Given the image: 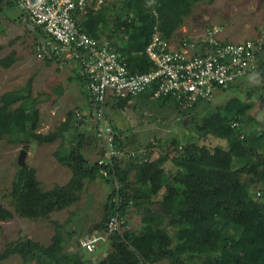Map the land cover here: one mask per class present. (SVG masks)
<instances>
[{
	"label": "trees",
	"instance_id": "1",
	"mask_svg": "<svg viewBox=\"0 0 264 264\" xmlns=\"http://www.w3.org/2000/svg\"><path fill=\"white\" fill-rule=\"evenodd\" d=\"M4 1L0 0V4ZM9 1L10 7L17 3V0ZM198 1L124 0L118 6L108 3L96 12L88 11L80 24L92 37L112 40L128 58L132 72L147 71L151 64L143 51L153 33L159 31L163 38H172ZM31 26L29 32L36 43L40 39L48 40L41 27ZM11 63L4 61L3 65L8 68ZM257 71V82H253L244 98L234 99L228 109L209 113L197 124L198 132L214 137L222 143L221 148L200 146L187 155L175 148L174 172L165 171L163 158L149 161L141 157L116 165L114 170L121 184L119 195L123 203L116 208L111 191L96 230H106L108 220L116 212L128 220L130 212L136 210L142 214L143 235L132 230L112 234L107 253L97 264H264V131L246 130L255 122L249 114L252 89L258 84L264 90V56L259 60ZM262 99L263 96L258 97L259 101ZM158 100L181 107L170 98ZM129 101L119 100L111 106L125 107ZM18 102L19 106L13 108ZM37 115L20 90L3 94L0 139L7 137L10 143L25 146L32 141L52 142V136L35 133ZM72 116L73 113L67 115L63 130L69 128ZM238 117L241 118L238 126L232 128L231 122ZM116 146L127 149L118 139ZM56 159L70 167L69 182L44 190L33 168L18 165L9 192L12 210L0 203V222L10 221L15 215L33 221L48 219L52 213L73 204L81 182L94 181L102 170L95 163L85 165L79 143L65 158L56 156ZM227 175L231 188L227 185ZM128 201L132 203L131 208ZM169 230L180 231L177 236L180 248L173 246ZM68 241L57 234L52 245L45 247L21 238L4 246L0 262L17 254L21 264H92L65 252Z\"/></svg>",
	"mask_w": 264,
	"mask_h": 264
},
{
	"label": "rangeland",
	"instance_id": "2",
	"mask_svg": "<svg viewBox=\"0 0 264 264\" xmlns=\"http://www.w3.org/2000/svg\"><path fill=\"white\" fill-rule=\"evenodd\" d=\"M18 10L16 3L10 9H0V106L3 94L20 90L26 103L38 112L35 133L50 135L53 140L49 143L32 141L25 146L10 143L7 137L0 139V203L10 211L9 192L19 168L17 160L21 150H26L24 165L35 170V177L44 190L63 186L72 178L70 167L58 162L56 156L65 158L77 143L85 165H93L99 156L93 127L84 126H92L93 120L87 84L81 77L79 66L60 60L47 61L45 57L37 58L34 53L36 42L29 32V26L20 19ZM213 27L220 29L221 38L228 42H240L256 36L264 31V0H199L191 7L183 26L173 38L201 36ZM4 61L12 63L5 68ZM253 82H257L255 76L244 77L215 93L209 101L198 102L193 109L177 108L173 103L163 104L149 93H143L132 98L125 107L108 106L105 115L120 137L119 140L125 143V151H144L138 158L149 161L163 158L165 171L174 172L175 148L187 155L200 146L209 149L222 147V143L214 137L199 133L197 124L209 113L228 109L234 99L244 98ZM252 90L254 94L249 100L252 104L249 114L255 122L249 124L246 130L263 132L264 101H259L258 97H264V90L258 84ZM19 104L15 103L13 108ZM77 112L80 114L79 120L74 116ZM69 113H73L70 126L63 130L62 124ZM227 185L231 188L229 175ZM250 192L253 194L254 191ZM110 193V185L101 176L94 181L85 179L81 182V189L76 192L75 202L62 211L52 213L48 219L33 221L15 215L10 221L0 222V251L6 244L21 238L47 247L59 234L62 239L69 240L65 252L97 264L105 257L107 244L95 253L88 254L79 248L78 240L99 232L96 226L101 223ZM141 215L132 210L128 217V230L139 235H143ZM179 232L169 230L175 248H180L177 238ZM0 264H21V258L15 254Z\"/></svg>",
	"mask_w": 264,
	"mask_h": 264
},
{
	"label": "built area",
	"instance_id": "3",
	"mask_svg": "<svg viewBox=\"0 0 264 264\" xmlns=\"http://www.w3.org/2000/svg\"><path fill=\"white\" fill-rule=\"evenodd\" d=\"M122 1L17 0L16 3L28 22L41 27L48 37L46 42L40 39L36 43L37 58L75 63L81 70L99 145L95 164L102 168L101 178L110 182L116 208L123 201L114 169L122 160H134L144 151H125L116 146L120 137L106 118L105 109L119 100H131L143 93H149L154 99L170 98L183 108H192L244 77H256L259 60L264 54V31L240 42L225 41L216 27L208 28L201 36L170 39L155 31L143 51L150 68L132 72L128 58L112 40L94 38L80 24L88 11L96 12L108 3L118 6ZM74 116L79 120L78 112ZM240 119L233 120L231 127H237ZM131 204L127 202L128 206ZM129 227L128 220L116 212L108 220L106 230L81 237L78 246L93 254L108 243L112 234H120Z\"/></svg>",
	"mask_w": 264,
	"mask_h": 264
},
{
	"label": "crops",
	"instance_id": "4",
	"mask_svg": "<svg viewBox=\"0 0 264 264\" xmlns=\"http://www.w3.org/2000/svg\"><path fill=\"white\" fill-rule=\"evenodd\" d=\"M8 2H10L9 0H6V1H4L2 4H0V9L2 10L3 8H5L6 10L7 9H10L11 7L8 5ZM19 11V10H18ZM19 15L21 16V20L24 22V23H26L27 24V26H29V28H30V30L32 29V26L31 25H29L28 24V20H27V17L23 14V13H21L20 11H19ZM22 22V23H23ZM52 59V58H51ZM52 61H57V59H52ZM67 64H69L68 62H67ZM83 123V122H82ZM85 124V123H84ZM83 124V125H84ZM86 128H90V129H92V127H93V125L92 126H90V124H85L84 125ZM86 253V252H85ZM97 257H98V255H97ZM90 259H91V257H90Z\"/></svg>",
	"mask_w": 264,
	"mask_h": 264
},
{
	"label": "water",
	"instance_id": "5",
	"mask_svg": "<svg viewBox=\"0 0 264 264\" xmlns=\"http://www.w3.org/2000/svg\"><path fill=\"white\" fill-rule=\"evenodd\" d=\"M262 101H264V99ZM25 156H26V150H21L19 157H18V160H17L18 165L20 167H22L24 165Z\"/></svg>",
	"mask_w": 264,
	"mask_h": 264
}]
</instances>
